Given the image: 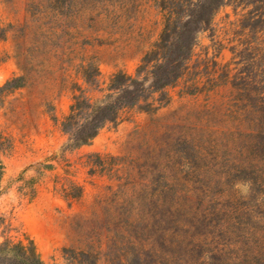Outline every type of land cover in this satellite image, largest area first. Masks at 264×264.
<instances>
[{
	"label": "rangeland",
	"instance_id": "obj_1",
	"mask_svg": "<svg viewBox=\"0 0 264 264\" xmlns=\"http://www.w3.org/2000/svg\"><path fill=\"white\" fill-rule=\"evenodd\" d=\"M200 2L0 0V87L24 78L0 96V242L44 264H264V0H226L184 75L90 144L62 127L75 98L149 76L171 7Z\"/></svg>",
	"mask_w": 264,
	"mask_h": 264
},
{
	"label": "trees",
	"instance_id": "obj_2",
	"mask_svg": "<svg viewBox=\"0 0 264 264\" xmlns=\"http://www.w3.org/2000/svg\"><path fill=\"white\" fill-rule=\"evenodd\" d=\"M225 2L201 0L186 9L182 3H175L160 44V62L143 79L117 74L110 87L113 93L102 103H94L82 96L75 98L70 114L62 123L63 131L68 135V146L79 148L90 144L106 124L117 122L122 109L134 107L152 92L164 91L176 83L187 69L198 34L210 27L216 12ZM23 85V77H14L0 87V96ZM0 264L44 262L34 241L26 238V241L7 239L0 242Z\"/></svg>",
	"mask_w": 264,
	"mask_h": 264
}]
</instances>
